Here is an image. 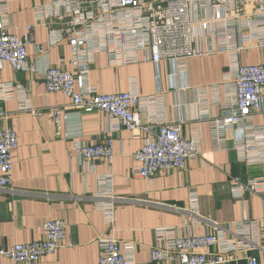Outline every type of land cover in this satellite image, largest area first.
I'll return each instance as SVG.
<instances>
[{
	"label": "crops",
	"instance_id": "obj_1",
	"mask_svg": "<svg viewBox=\"0 0 264 264\" xmlns=\"http://www.w3.org/2000/svg\"><path fill=\"white\" fill-rule=\"evenodd\" d=\"M2 4L8 9L10 32L19 39L26 37L27 26L35 24L36 9L54 16L67 13L56 0H0ZM210 15L208 9L198 13L199 18ZM59 28V23L46 22L35 27L34 43L27 48L33 73L18 74L8 65L1 71L0 83L13 86L14 96L0 103V131L13 129L18 147L12 153L11 185L0 190V248L42 241L43 224L61 220L66 224L62 247L35 264H98L99 241L108 237L129 259L144 264L156 247L157 230L176 229L180 236L205 235L212 232L213 222L233 233L235 223L262 217L261 197L250 193L233 197L231 180L264 178V165L248 164L240 157L236 145L240 134L227 133L218 150L211 142L209 119L219 118L222 107L234 96L227 55H204L178 66L169 61L149 63L147 51L139 53L138 64L123 66H110L104 52L92 58L87 80L90 88L100 94L133 91L155 98L156 105L139 111L142 124H178L184 138L194 131L199 133V159L188 161L184 171H166L148 183L133 175L137 164L132 157L143 146L144 135L133 139L125 130L112 134L114 161L110 166L97 160L84 161L70 151L74 142L102 143L108 137V120L99 112L72 109L71 100L61 94L45 92L42 77L47 69L72 71L68 41L57 45L49 41V32ZM193 36L197 50L211 49L209 33L197 24ZM98 44L104 46L105 40L99 39ZM263 62L264 49L238 55L241 66ZM23 96L38 111L37 117L19 112ZM59 108L62 115L57 130L51 111ZM252 124L264 126V94ZM110 204L111 219L103 212ZM223 234L232 238L228 232ZM218 251L217 246L209 249L210 253ZM248 256L264 264L262 249L230 253L226 264H247ZM0 264L11 263L0 258Z\"/></svg>",
	"mask_w": 264,
	"mask_h": 264
},
{
	"label": "built area",
	"instance_id": "obj_2",
	"mask_svg": "<svg viewBox=\"0 0 264 264\" xmlns=\"http://www.w3.org/2000/svg\"><path fill=\"white\" fill-rule=\"evenodd\" d=\"M56 1V5H61L67 13L54 16L52 12L36 9L35 24L26 27L24 39L10 32L8 9L6 5H0V80L5 65L18 74L33 73L35 69L27 61V48L34 43L35 27L45 22L61 25V28L51 30L48 37L51 45L68 41L73 56L72 71L47 69L42 77L45 92L61 94L71 100L72 109L99 112L108 120V137L102 143L74 142L72 153L84 161L97 160L110 166L114 161L111 135L125 130L133 139L145 137L143 146L132 157L137 164L133 171L135 178L151 183L166 171H184L188 161L200 158L199 133L194 131L189 138H184L178 124L164 121L142 124L139 111H147L156 105L157 99L141 97L133 91L98 93L88 86L89 64L100 52L108 55L110 66L138 64L139 53L143 51L149 53V63L157 65L169 61L175 66L204 55L225 54L231 63L228 80H232L234 96L222 107L219 118L209 119L213 148H221L227 133H237L243 137L240 136L236 143L240 157L248 164L264 165V126L252 124L253 115L262 105L264 62L255 66L238 63L241 52L264 49V0ZM203 9L211 11L210 17H198ZM196 24L211 37L209 51L202 52L195 47L193 29ZM99 39L105 40L104 46L98 44ZM13 96L14 87L0 83V103L12 100ZM27 103L23 96L19 112L37 117L38 111ZM61 115L60 108L51 111L57 130ZM17 147L13 129L0 131V190L11 185L12 153ZM231 181L233 197H241L244 193L261 197L263 214L259 220L244 219L235 223L233 233L213 222H210L212 232L205 235L180 236L176 229L157 230L156 247L151 250L150 261L144 264H226L230 253L264 251V178H234ZM103 212L111 219L112 204ZM42 231V241L0 248V258L11 264H35L39 259L53 255L66 238V224L61 220L48 221L43 224ZM223 232L230 233L232 238H225ZM257 236L261 247L257 245ZM216 246L219 251L210 253L209 249ZM99 247L98 264H136L122 253L112 237L101 239ZM246 261L247 264H259L254 256H248Z\"/></svg>",
	"mask_w": 264,
	"mask_h": 264
}]
</instances>
